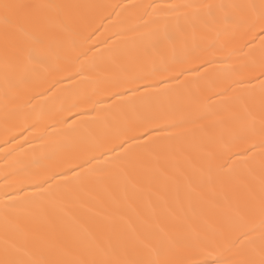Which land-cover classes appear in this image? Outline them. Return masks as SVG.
Here are the masks:
<instances>
[{"label":"bare ground","instance_id":"bare-ground-1","mask_svg":"<svg viewBox=\"0 0 264 264\" xmlns=\"http://www.w3.org/2000/svg\"><path fill=\"white\" fill-rule=\"evenodd\" d=\"M11 2L80 6L64 12L77 20H87L92 25L89 31L101 24L103 27L84 44L78 37L68 36L53 25L50 29L53 38L44 49L47 63H30L24 71L15 65V54L18 47H23L26 55L30 39L25 33L13 30L6 40L0 20V261L6 258L5 249L8 250V259L20 264H77L86 259L116 261L132 258L137 236L148 230L137 213L146 218L151 216L148 199L174 172V165L190 171L189 161L194 164L202 158L201 148L209 135L221 127L235 126L232 115L236 111L227 97L221 98L215 93L228 84L230 67L237 61L235 58L225 61L223 53L213 55L212 50L201 51L200 60L185 66L199 69L201 78L186 71L181 77V80H186V87H179L168 73H157L159 79L166 80L171 86L167 91L159 92L164 86L155 80H142L141 92L144 84L152 83L153 93L158 94L146 100L138 99L135 105L127 102L131 94L127 93L126 87H120V83L130 75L150 72L153 66L151 60L143 55L147 38L142 40L139 35L147 31L141 25L150 19L143 15L145 8L152 13V7L147 6L165 8L171 4L258 3L259 0ZM90 5L110 7L98 9L88 7ZM132 5L144 7L133 8ZM109 12L111 18L102 19ZM117 32L119 37L113 35ZM73 39L76 47H73ZM223 42L227 51L238 47L243 39L237 37L229 43L225 38ZM87 48L92 51L76 60V56ZM97 50L101 55H94ZM207 59H214L216 63L205 64L208 69L205 72L200 65ZM56 63L66 71H46L49 65ZM81 67L84 69L81 76H74L72 80L66 78ZM194 79L195 84L192 83ZM56 80L61 83L55 84L51 92L43 96L39 94ZM116 92H124V99L116 97ZM73 104L78 107L71 108ZM144 105L167 111L174 118L184 115L193 122L180 128L166 129V133L178 135L171 139L161 138L150 149H136L129 158L126 179L97 173L65 185L57 176L52 183H59V186L53 189V195H33L41 191L35 185L43 184L52 173L66 171L88 152L97 151L98 145L110 144L116 128L136 120ZM258 105L257 99V118ZM68 108L71 111H64ZM61 117H72L76 124L70 129L67 124L59 122ZM68 123H72L71 119ZM40 136L44 138L40 139ZM43 187L48 188V185ZM260 188L257 167L251 175L243 173V179L214 188L205 186L198 190L202 195H193L190 200L182 197L179 205L170 193L169 205L175 215L158 208L160 226L166 232L179 233L187 239L221 232L228 234L230 227L251 226L257 229L258 234L260 215L249 209L256 203L252 193L258 197ZM6 190L16 198V211L8 214L7 222L4 209L8 200L4 195ZM124 249H127V256Z\"/></svg>","mask_w":264,"mask_h":264},{"label":"snow or ice","instance_id":"snow-or-ice-1","mask_svg":"<svg viewBox=\"0 0 264 264\" xmlns=\"http://www.w3.org/2000/svg\"><path fill=\"white\" fill-rule=\"evenodd\" d=\"M78 7L80 6L22 4L0 0V20L4 25L6 40L13 30L25 33L30 39L26 55L23 47L17 48L15 65L27 71V65L30 63L41 65L47 63L44 49L53 38L50 31L53 25L68 36L78 37L84 44L90 41L103 24L89 31L92 25L87 20H77L64 12L65 9ZM88 7L107 9L110 6ZM147 7H152L153 11L148 13L145 8L143 15L149 16L150 19L141 25L147 31L140 32L139 35L142 40L147 38L148 44L143 50V55L151 60L153 66L150 72L130 75L120 83L119 86L126 87L127 93L131 94L127 97V102L135 105L138 99L146 100L158 94L153 93L152 83L144 84V91L141 92L142 80H155L157 84L164 86L158 90L159 92L167 91L171 86L166 80L159 79L157 73H168L179 87H186V80H181L186 71L192 72L196 78H201L199 69L185 66L200 60L201 51L212 50L213 55L217 52L223 53L225 61H231L233 58L237 61L230 67L231 78L228 84L215 93L218 97H227L228 102L235 106L236 111L232 115L235 126L221 127L219 131L209 135L207 143L201 148L202 158L194 164L189 161L191 170L174 165V172L166 177L156 192L151 194L148 199L151 216L146 218L142 213H137L148 230L137 236L133 244L132 258L116 261L86 259L78 261L77 264H264V0H259L258 3L171 4L165 8L152 5ZM158 13L160 14L158 18L153 19L152 17ZM110 18V12L102 17ZM33 32L36 34L33 35ZM113 35L119 37L120 33ZM237 37L243 39V43L225 51L226 43L223 42L225 38L230 43ZM72 44L76 47L75 39ZM90 51L91 48L81 51L76 60H79L80 56H87ZM94 55L101 53L97 50ZM7 60L6 51V64ZM215 63L216 60L207 59L200 66L207 72L205 64ZM83 70L81 67L74 75L69 74L66 78L72 80L74 76H81ZM46 71L62 72L66 71V68L56 63L49 65ZM59 83L61 81L56 80L52 86L39 94L43 96L51 92L55 84ZM192 83L195 84L196 79ZM190 94L197 99L194 93ZM114 95L121 100L125 97L124 92H116ZM207 99L211 101V97ZM76 107H78L76 104L71 106ZM71 108L64 111H71ZM69 119L72 121L70 124ZM59 122L67 124L70 129L76 124L72 117H61ZM192 122L184 115L174 118L167 111L144 105L136 120L128 121L116 128L110 144L98 145L97 151L88 152L66 171L52 173L43 184L35 185L41 191L33 195H53V189L59 186V183H52L56 181L57 176L65 185L97 173L126 179L127 164L136 149H150L161 138L171 139L178 134L166 133V129L180 128ZM257 167L260 171L261 188L258 197L255 192L252 193V199L256 203L249 211L258 212L260 215L258 234L255 227H230L228 234L221 232L187 239L179 233L166 232L160 226L158 208H164L170 215H175L174 209L169 205L170 193L179 205L182 197L190 200L193 195H202L198 190L205 186L214 188L216 185L223 186L233 180L243 179V173L251 175ZM69 173L72 175L69 176ZM4 179L7 183L8 176L6 175ZM44 184H47L48 188H44ZM4 195L8 197L4 204L7 222L8 214L16 211V198L7 190ZM124 255H128L127 249H124ZM5 257L0 264H20L19 261L8 259L7 249Z\"/></svg>","mask_w":264,"mask_h":264}]
</instances>
